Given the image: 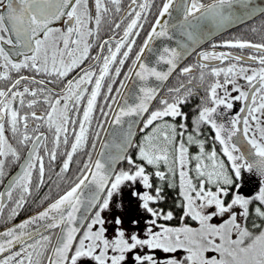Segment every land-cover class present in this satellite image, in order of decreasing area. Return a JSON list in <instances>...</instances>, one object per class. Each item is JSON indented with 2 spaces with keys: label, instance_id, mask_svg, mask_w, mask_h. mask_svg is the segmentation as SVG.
I'll return each instance as SVG.
<instances>
[{
  "label": "snow or ice",
  "instance_id": "6c2138e0",
  "mask_svg": "<svg viewBox=\"0 0 264 264\" xmlns=\"http://www.w3.org/2000/svg\"><path fill=\"white\" fill-rule=\"evenodd\" d=\"M152 8L153 0H129L126 8L122 0H0V220L6 208L5 223L14 220L33 196L34 178L36 190L46 183V160L51 170L63 157L56 198L0 231V264H264V35L212 44L184 67L190 44L165 43L177 28L195 43L208 24L212 34L264 16V7L162 0L136 50ZM250 30H264V22ZM177 70L187 79L164 93ZM201 88L189 130L182 106ZM110 128L118 138L105 142L101 132ZM82 152L87 158L69 177ZM10 165L19 168L8 178ZM242 172L261 178L254 195L241 194ZM232 174L238 182L230 192ZM137 182L143 191L124 192L127 203L113 207L114 196ZM168 189L178 190L179 226L160 222L175 219L159 206Z\"/></svg>",
  "mask_w": 264,
  "mask_h": 264
},
{
  "label": "flooded vegetation",
  "instance_id": "af4514ba",
  "mask_svg": "<svg viewBox=\"0 0 264 264\" xmlns=\"http://www.w3.org/2000/svg\"><path fill=\"white\" fill-rule=\"evenodd\" d=\"M128 3H129V0H122V7L126 8ZM161 5H162V0H153V8L151 10V15L149 16L148 22L145 24V28L142 31L141 37L138 38L136 50H138L139 45L142 44L143 38L147 34V31L150 29V25L153 22L155 15H157L158 9H159V7ZM157 7H158V9H157V12L155 14V10H156ZM262 22H264V16H259L258 18L254 19V20H252V21H250V22H248V23H246V24H244V25H242V26H240V27H238L236 29H233V30H231V31H229V32H227V33L215 38L214 40L206 43L204 46H202L196 52H199V51H202V50H212V48H211L212 44H220L224 40H230V39H233V38L250 39V40H253L254 42H260L261 36L264 35V30H262L260 32H257V33H253V32H251L250 29L253 26H255V27H257L259 29L261 27ZM109 35H111V32L109 31L108 25H104V27H103V29L101 31V37L102 38H107V36H109ZM98 51H99V49L94 47L91 54L95 55L96 52H98ZM216 51H232L234 54L244 55V56H247L249 54L248 50L241 51L239 49H226V48H219V47L216 49ZM195 53L192 54L180 67H184V66L195 64L196 61H197V56H196ZM88 63H91V61H89ZM128 63H130V61ZM126 70H127V65H126L124 71H126ZM22 74L30 75V73H28L26 70H23ZM198 74H199V70L197 69L196 72L194 73V75L198 76ZM13 75L15 76L16 74H13ZM121 78H122V76H121ZM186 79H187L186 77H180L179 76V71L177 70V72L173 74V76L171 77L170 81L167 83L166 87L164 88V93H166L168 87L177 86L178 80H186ZM221 79H223V78H221ZM0 86H3V82H0ZM118 86L119 85L117 83L113 87L115 89V87H118ZM113 94H115V93H113ZM204 95H205V92H204L203 88H201L193 97H191L189 99L188 103H186L185 105L182 106V110L185 113H187V115H188L189 130H191V119L196 114V106L200 103V98L202 96H204ZM99 102L103 103L102 97L100 98ZM155 106L156 105H154V107ZM239 106H240L239 103H237L234 106L233 112L238 111ZM37 110L42 112L44 110V107L43 106L38 107ZM231 114L232 113H229V115H231ZM226 118L227 117H225V119ZM168 119L170 120V118H168ZM177 122H179V121H177ZM101 134H102V132H101ZM141 135H142L141 133H138V135L136 136V139H135L134 142H139V139H140ZM209 135H210V129H208L207 126H204L203 135H202L201 138L208 140ZM98 141L99 140L96 141V146H97ZM91 143H92V138H90V140H89L88 148L91 147ZM210 145H211V141L208 140V145H206V149L207 150H210ZM49 146H51V145H49ZM216 147H217V151H219V145H217ZM61 150H63V145L61 146ZM135 151L136 150L133 148V151H132V155L133 156H135ZM191 151L194 154L197 151V149L195 147H193L191 149ZM224 159L226 160V158H224ZM62 162H63V157L62 156H58L56 163L54 165H52V169L48 170L47 169V160H46V183L45 184L54 183L56 181L55 172L59 170L58 168L60 167ZM18 167H19L18 165H10V166H8L6 168V171L8 172V178L18 169ZM148 170L152 171L151 168H149ZM49 175H51V177H52L51 180L47 179V177ZM232 175H233L234 185L230 188V192L235 190V182H238V181H235L234 174H232ZM248 175H250V177L253 179L254 188H253V192L251 193V195H254L259 189L260 179L261 178H259L256 175L255 172H253V173L242 172L243 182L247 181V176ZM6 181H7V178L4 180L3 183H5ZM35 182L36 181H35V178H34V186H35ZM133 186L135 187V189H137V187L141 186V185L139 184V182H137ZM2 188H3V184H0V190H2ZM248 195L251 196L250 194H248ZM7 211L8 210L5 209V213H7ZM163 223H164V221H163ZM174 223H176V221H174ZM171 226H174V225H171ZM176 226H179V224L176 225ZM195 226H197V225L195 224L194 227Z\"/></svg>",
  "mask_w": 264,
  "mask_h": 264
},
{
  "label": "trees",
  "instance_id": "16d2710c",
  "mask_svg": "<svg viewBox=\"0 0 264 264\" xmlns=\"http://www.w3.org/2000/svg\"><path fill=\"white\" fill-rule=\"evenodd\" d=\"M207 1H209V0H204V2H207ZM157 9H158V7L155 10V14L157 12ZM87 151H93V150L90 147V148H87ZM132 151H133V149H131L129 154L132 155ZM93 153H94V151H93ZM86 158H87L86 153H83V152L78 153L77 156L74 157V161H73L72 165L70 166V172L67 175L69 177L73 176L77 170L76 161L77 160L83 161ZM120 167L126 168L127 167L126 162L121 164ZM56 181H57V177H56ZM153 182H154V184L159 183V181L154 177H153ZM130 190L143 191V188H142V186H138L137 189H135V187L133 185H130V184L126 185L125 192H128ZM177 191L178 190H170V189L166 190V200L161 205H159L160 207H163L166 211L167 210H173L174 211L175 219L173 221L164 222L165 224L170 225V226L171 225L176 226L180 223V221H179L180 212H179V210L175 209V202L177 200ZM56 193H57V189L55 187V183L44 184L43 186H41V188L39 190H36L35 186H34L33 196L29 199L28 204H26V206L20 210V214L17 217H15L14 220H17L21 217H24V216L28 215L29 213L43 207L44 205L49 203L52 199L56 198ZM45 197H47L48 199L45 200ZM122 203L126 204L127 202L123 199ZM141 215L146 216V214L143 212H141ZM14 220L8 221L7 223H5V221H7V213H5L4 218L2 220H0V228L8 225L9 223L13 222ZM174 221H176V223H174ZM160 222L163 223V221H160ZM186 222L190 226L194 227V225H195V223L193 221H191L190 218Z\"/></svg>",
  "mask_w": 264,
  "mask_h": 264
},
{
  "label": "water",
  "instance_id": "95a60500",
  "mask_svg": "<svg viewBox=\"0 0 264 264\" xmlns=\"http://www.w3.org/2000/svg\"><path fill=\"white\" fill-rule=\"evenodd\" d=\"M207 2H209V1H207ZM206 2V3H207ZM254 3H256L257 5H259V6H261V7H264V0H254ZM259 17V15L258 16H256L254 19H256V18H258ZM176 14L174 13V17H173V23H175L176 22ZM254 19H252V20H254ZM252 20H248V21H246L245 23H235V24H233V25H231V26H228L227 28H223V29H212V34H208V31H207V29H209V28H211L212 26L210 25V24H208L207 26H206V28L204 29V32H203V34H200L199 32H198V34H197V40H196V42L195 43H192L191 41H187L186 40V38L184 37V36H182L181 34H180V32H181V30L179 29V28H177V29H174L173 30V35H174V39L172 40V41H165V43H168V44H170V46H172V47H176L177 46V43L178 42H186V43H189L190 44V49H189V51L191 52V54L190 55H186L185 57H184V59L180 62V65H179V67L192 55V54H194L198 49H200L202 46H204L206 43H208V42H210V41H212V40H214L215 38H217V37H219V36H221V35H223V34H225V33H227V32H229V31H231V30H233V29H236V28H238V27H240V26H242V25H244V24H246V23H248V22H250V21H252ZM150 30V29H149ZM157 45H159V42H157ZM192 49H195V51L194 52H192L191 50ZM148 55H151V54H148ZM146 58H147V56H146ZM170 79H171V77H170ZM169 79V80H170ZM169 81H167L166 82V85H167V83H168ZM166 87V86H165ZM106 127H107V125H106ZM137 134H138V131H137ZM118 135H119V133H118V131L115 133V136H114V134H113V129H109L108 130V132H102V134H101V137H103L104 139H105V142H111V141H113V139L114 138H118ZM137 136V135H136ZM136 136L134 137V141H135V138H136ZM100 147H101V143H100V141L98 142V144H97V149H100ZM114 150V149H113ZM131 150V149H130ZM130 150H129V152H130ZM93 156L95 157V152H94V154H93ZM124 162H121L119 165H118V168H119V166L121 165V164H123ZM19 168V167H18ZM18 171V169L12 174V175H15V173ZM257 175V174H256ZM258 176V175H257ZM11 177V176H10ZM9 177V178H10ZM259 177V176H258ZM260 178V177H259ZM5 183H7V181L5 182ZM2 190H3V188H2ZM51 202V201H50ZM47 206V204L46 205H44L43 207H46ZM38 210H42V207L41 208H39V209H37V210H35V211H33V212H31V213H29L28 215H26V216H24V217H21V218H19V219H17V220H15V221H13V222H11L10 224H8V225H6L5 227H3V228H1L0 229V231H2V230H4L6 227H8V226H11V224H13V223H19V222H21L22 220H24V219H26V218H28L29 216H31V215H34Z\"/></svg>",
  "mask_w": 264,
  "mask_h": 264
},
{
  "label": "rangeland",
  "instance_id": "374dc122",
  "mask_svg": "<svg viewBox=\"0 0 264 264\" xmlns=\"http://www.w3.org/2000/svg\"><path fill=\"white\" fill-rule=\"evenodd\" d=\"M243 184H244V191H242L241 194L247 195V196H249L248 194L251 195V193L253 192L254 186H253V179L250 177V175L247 176V181L243 182ZM125 190H126V186H124L122 188L121 193L114 196L113 207H115L116 204L122 203L123 193L125 192ZM117 211H119V209H117ZM103 215H104L106 221H108V223L106 224V227H111V216H110V214L108 212H105ZM213 222L214 223L219 222V220L216 219ZM133 230H138V226H137V229H133ZM108 235L111 238V236L114 235V231L109 232Z\"/></svg>",
  "mask_w": 264,
  "mask_h": 264
}]
</instances>
